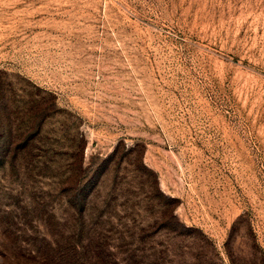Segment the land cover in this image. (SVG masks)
<instances>
[{
  "label": "rangeland",
  "instance_id": "obj_1",
  "mask_svg": "<svg viewBox=\"0 0 264 264\" xmlns=\"http://www.w3.org/2000/svg\"><path fill=\"white\" fill-rule=\"evenodd\" d=\"M0 264H264V0H0Z\"/></svg>",
  "mask_w": 264,
  "mask_h": 264
},
{
  "label": "trees",
  "instance_id": "obj_2",
  "mask_svg": "<svg viewBox=\"0 0 264 264\" xmlns=\"http://www.w3.org/2000/svg\"><path fill=\"white\" fill-rule=\"evenodd\" d=\"M231 234V233H230ZM229 238H230V236H229ZM229 238H228V240H229ZM231 263H232V260H231Z\"/></svg>",
  "mask_w": 264,
  "mask_h": 264
}]
</instances>
